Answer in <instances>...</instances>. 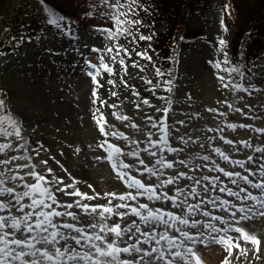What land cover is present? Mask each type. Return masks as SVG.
<instances>
[{
  "label": "rangeland",
  "instance_id": "374dc122",
  "mask_svg": "<svg viewBox=\"0 0 264 264\" xmlns=\"http://www.w3.org/2000/svg\"><path fill=\"white\" fill-rule=\"evenodd\" d=\"M18 1L9 0L6 9H14ZM31 1L37 5L40 2V0ZM52 1L62 7L61 10H56L57 14H64L68 19L71 18L69 13L75 14L74 21L71 19V25L65 23L67 28L62 24L61 29L58 30L55 26H48L45 23L43 28L46 32L40 35L37 41L27 37L29 31L25 28L23 33H16L11 38L1 35L4 41L0 43V88L5 93L4 102L9 110L6 113L17 120L21 136L18 139L15 137L0 139V143L11 140L13 144V150L0 154V159H8L11 156L25 157L13 161L7 167L12 168L14 172L18 171L28 184L35 183V177L25 174L33 170L32 165H35L34 170L45 175L49 180L52 175H56L62 178L65 184L74 183L75 188L89 196L100 194L97 199L84 200L82 203L105 205L108 203L105 193L120 194L129 191L107 160L108 153L99 145L104 140H108L124 152L129 151L132 145L118 137L102 135L94 119V113L97 117L103 113L106 120L105 131L123 133L129 140L139 141L138 148L142 149L146 146L147 133H152L153 140L159 139L160 136L159 126L152 128L147 117L152 116L154 121L159 122L165 115L163 109L168 108L166 123L171 133L168 146L176 148L177 151L169 152L165 148L163 152L156 150V157L144 152H141L140 157L148 167H152L161 156L174 162L172 169L163 170L165 176L161 179L175 175L179 171H186L189 176L194 177L221 175V179L227 183V177L216 171H209L205 167L195 168L196 164H211V161H215L226 170L247 174L239 166H233L221 159L213 150L215 148H219L232 160L247 161L249 156H253V162L245 164V168L252 171H256L259 163H264V160L256 159L261 154L254 152L256 147H264V132L256 131L264 129V59L251 70L241 67L238 72L230 70L226 63V52L232 46L235 33L243 23L240 15L244 11L248 15L255 8V10L263 9L261 14L264 16V0H206L196 4L194 10L188 11V8H185L187 15L184 25L190 27L191 31L199 30V32L198 34L192 32L195 37L190 42L181 41L180 32L184 25L179 24L180 28L170 34V40L174 45L172 48L174 57L166 68L165 76L156 75V69L161 71L160 66L164 67V63L159 60L154 45L158 33L168 32L167 19L162 21L158 19L159 17L147 19L143 13L138 12L132 17L142 21V24L135 26L139 29V33L135 32V28L133 29L137 42L129 43L131 37L127 39L120 37L118 41H112L105 33L99 31L101 28H113V21L106 15H101L107 9L99 0ZM225 5L228 6L227 11ZM3 9L4 6L0 10ZM140 34L151 36V40H139ZM221 40L224 41L223 45L220 44ZM114 42L128 48L132 53L130 59L125 56L128 74L124 75L118 64L112 65L117 75L110 76L102 72L97 79L103 87L97 90L99 99L93 103L92 93L96 85L88 72L94 69H91L86 61L99 66V57L104 56L105 62L110 63V55L103 50L112 46ZM93 49L101 51H93ZM143 51H147L151 61L136 56V52ZM112 54L114 55L115 52ZM133 61H138L144 70L140 71L139 68L132 67ZM217 64L220 66L217 67ZM122 75L128 87L121 83ZM220 77L224 79L221 80ZM109 79L116 80L115 88L106 82ZM147 80H151L152 84H147ZM111 91H116L117 96H111ZM133 93H139V96ZM142 99H147L149 104H143ZM101 100L106 102L103 106ZM98 108L99 112L96 111ZM113 113L116 116H127L129 119H117ZM3 114L0 112V115ZM181 121L183 123H180ZM132 124L138 125V128L131 127ZM228 124L237 127L233 130L227 127ZM242 124L251 127H239ZM217 128H222L223 131H215ZM221 136L224 139H221ZM179 137H183L187 143L182 142ZM213 137L214 139H209ZM225 140H231L233 143L226 144ZM242 141H248L252 147H245ZM17 144L24 145V148L15 150ZM161 147L165 146L161 145ZM205 155L210 157V161L201 159ZM123 159L125 163H134V158L131 156ZM180 160L186 161L188 167L180 164ZM43 161H47V164L42 163ZM25 164L28 165L27 168L22 167ZM17 165L21 167L17 168ZM136 167L142 166L137 163ZM48 168H52L53 173H48ZM0 171H5L4 165H0ZM9 174L12 173H6ZM131 174L145 183L155 182L157 179L148 173L134 170ZM250 179L255 180L257 177ZM179 183L180 186H184L191 185L192 182L182 178ZM17 185H21V182H9L8 186L16 187L18 192L23 191L22 186ZM89 185L92 187L89 188ZM229 186L235 188L233 185ZM242 186L247 187L243 184ZM197 188L199 190V186ZM248 190L256 196L260 195L257 189L249 187ZM57 195L64 203L79 199V197L65 196L63 193ZM220 195L235 201L234 197H227L225 193ZM115 203L120 201L113 200V204ZM129 203H147L150 207H162L161 202H152L146 197H139L137 201H129ZM235 203L239 205L240 201ZM246 203L253 204L252 201ZM163 206L168 207L167 204ZM58 210L64 209L58 208ZM211 210L215 215H223L233 228H241L247 234L256 236L260 242L259 250L257 251L255 244L240 239V233L230 229L227 235L234 241L238 240L240 248H233L232 255L228 256L224 246L211 242L205 233L202 243L197 238V243L190 245L201 264H223L226 257L230 264H264V215L255 214L264 209H255L248 213L250 219L241 220L239 223H236V220L242 215L241 213H237L236 218H232L229 213L217 209ZM70 211H76L81 217L79 226H84L86 222L96 223L99 219L95 214L87 215L78 208ZM67 219L73 222L71 218ZM125 219L129 223L135 219L140 227L144 228L138 217L129 216ZM197 219L204 218L197 215ZM113 221L123 226L119 217L113 216L107 222L111 224ZM214 223L219 228L228 226L219 221ZM192 233L195 234V230H192ZM212 235L215 236L217 233ZM125 239L127 240V237ZM134 240L135 237L127 240V243H133ZM143 247L150 248L149 245ZM122 258L132 259L128 255ZM190 264H195V260H191Z\"/></svg>",
  "mask_w": 264,
  "mask_h": 264
},
{
  "label": "snow or ice",
  "instance_id": "6c2138e0",
  "mask_svg": "<svg viewBox=\"0 0 264 264\" xmlns=\"http://www.w3.org/2000/svg\"><path fill=\"white\" fill-rule=\"evenodd\" d=\"M99 2L107 9L101 15H106L113 21V28H101L99 31L105 33L107 38L112 41H118L120 37H125V39L131 37L129 43H136L137 37L133 29L136 25L142 24V21L132 19V17L137 15L138 8L142 7L139 0H114V2L113 0H99ZM40 3L44 4L45 0H40ZM227 7L225 5V11H227ZM43 10L48 13L47 22L49 24L58 30L61 29L62 24L67 28L63 16L58 15L56 11L48 7ZM221 23L223 24V21ZM225 30L227 29L225 28ZM68 31L70 32L71 29L69 28ZM135 32L139 33V29L135 28ZM139 40H151V36L140 34ZM220 44L223 45L224 41L221 40ZM93 51L101 50L93 49ZM103 51L110 55V63L105 62L104 56L99 57V66L92 64L91 61H86L88 66L94 69V71L88 72L96 85L92 93L93 103L99 99L97 90L103 87L97 77L101 76L102 72H106L110 76L117 75L112 66L116 64L120 65V71L127 75L128 65L125 62V56L130 59L132 55L128 48L118 42H114L112 46L106 47ZM113 52H115L114 55ZM135 54L141 59L151 61V56L148 55L147 51L136 52ZM131 66L139 68L140 71L144 70L138 61H133ZM216 66L219 67L220 65L217 64ZM156 75L162 76L163 73L157 68ZM220 79L223 80L224 78L220 77ZM120 81L125 87H128L123 75L120 76ZM106 82L113 88L116 87L115 79H109ZM146 83L152 84V81L147 80ZM133 95L139 96V93H133ZM111 96H117V92L111 91ZM141 102L149 104L147 99H142ZM104 103L106 102L101 100L102 106ZM110 107H115V105H110ZM4 108L5 102L0 99V112H3ZM137 108H139V104H137ZM96 111L99 112L100 109L98 108ZM163 111L165 115L161 117L159 122L154 121L152 116L147 117L152 128L159 126L160 136L159 139L153 140L151 139L152 133H147L146 146L142 149L138 148L139 141L129 140L123 133L105 131L106 120L103 113L98 117L94 113V119L102 135L118 137L132 145L127 152L111 144L108 140H104L99 145L108 153L107 160L129 189V191L120 194L105 193L104 196L108 198V203L105 205L82 203L84 200H95L100 194L96 193L94 196H89L75 188L74 183L65 184L63 179L56 175H52L49 180L48 177L34 170L35 165H32L33 170L25 174L35 177V183L28 184L25 177L21 176L18 171L14 172L12 168L7 167L17 159H25L23 156L0 159V165L5 166V171H0V264H190L193 259L195 264H201L199 257L190 245L197 243V238L202 243L205 233H207L211 242L223 245L228 256H231L232 249L240 248V243L227 235L230 229L240 233V239L255 244L258 251L260 242L256 236L247 234L241 228H233L223 215H215L211 209L229 213L232 218H236L237 213H241L242 215L236 220V223L250 219L248 213L255 209H264V163H259L256 171H252L245 168V164L252 163L253 156H249L247 161L232 160L219 148H215L213 150L221 159L233 166H239L247 174L226 170L216 164L215 161H211V164H196L195 168L205 167L209 171H216L227 177V183L221 179V175L194 177L189 176L186 171H179L175 175L161 179L165 176L163 170L172 169L174 162L161 156L152 167H148L140 157L141 152L156 157V150L163 152L165 148L169 152L177 151L176 148L168 146L171 135L166 123L169 109L165 108ZM210 111L214 110L210 109ZM113 115L116 116L115 113ZM116 118L120 120L129 119L122 115L116 116ZM131 127L138 128V125L132 124ZM227 127L235 130L237 125L228 124ZM239 127L251 126L242 124ZM209 131H213V129H209ZM215 131L222 132L223 129L217 128ZM256 131L264 132V129H257ZM20 136L21 130L17 120L9 114L0 115V139L11 137L18 139ZM220 138L224 139L223 136ZM179 139L187 143L183 137H179ZM209 139H214V137ZM224 142L226 144L233 143L231 140ZM241 143L245 147H252L248 141ZM161 145L165 147L162 148ZM21 148H24V145L17 144L15 150ZM9 150H13L11 140L0 143V154H6ZM236 150L238 151V149ZM254 152L261 154L256 158L257 160H264V147H256ZM129 156L134 158L133 164L124 162L123 158ZM99 158L97 157V159ZM201 159L206 162L210 161V157L207 155ZM42 163L47 164V161ZM137 163L142 167H136ZM179 163L188 167L186 161L180 160ZM16 167L20 168L21 166L17 165ZM22 167L27 168L28 165L25 164ZM133 170L148 173L157 179L155 182L145 183L131 174ZM47 171L53 173L52 168H48ZM6 173L12 174L6 175ZM250 177H257V179L253 180ZM182 178L191 181V185L180 186L179 182ZM17 181L21 182V185L17 186H22L23 191L18 192L16 187L8 186L9 182ZM242 184L247 187L242 186ZM229 185H233L235 188ZM197 186H199V190ZM91 187L89 185V188ZM249 187L259 190L260 195H254L248 190ZM69 189L73 190L69 191ZM58 193L79 197V199L71 203H64L58 198ZM221 193H225L227 197H234L235 201H240V204L237 205L232 199L223 198ZM139 197H146L152 202H161L162 207H150L147 203H129V201H137ZM113 200L120 201V203L113 204ZM248 201H252L253 204L247 205L246 202ZM164 204H167L168 207L165 208ZM58 208L64 210L60 211ZM74 208L83 210L87 215L95 214L99 219L96 223L86 222L84 226H79L81 217L76 211H70ZM122 209L123 211H121ZM255 214L264 215V211H257ZM197 215L204 219H197ZM113 216L119 217L123 226L116 221L109 224L107 221ZM129 216L138 217L144 228L142 229L135 219L131 223L127 222L125 218ZM67 218H71L73 222H69ZM215 221L228 226L219 228L214 223ZM192 230H195V234L192 233ZM213 233H217V235L213 236ZM125 237L127 240H132L135 237V240L133 243H127ZM121 244L125 246L121 247ZM144 245H149L150 248H145ZM124 255L131 256L132 259L122 258ZM223 264H230L227 257Z\"/></svg>",
  "mask_w": 264,
  "mask_h": 264
},
{
  "label": "trees",
  "instance_id": "16d2710c",
  "mask_svg": "<svg viewBox=\"0 0 264 264\" xmlns=\"http://www.w3.org/2000/svg\"><path fill=\"white\" fill-rule=\"evenodd\" d=\"M114 2V0H113ZM206 2V0H139L141 8H138V12L143 13L145 18L159 20L167 19L168 32L158 33L156 35V43L154 49L158 52L159 60L164 63V67L160 66L163 75L167 74V66L170 61L173 60L172 48L174 47L170 40V34L175 32L180 24L184 25L186 20V10H194L195 5L198 3ZM9 0H0V9L4 6L3 10H0V43L4 40L1 35H5L7 38H11L16 33L24 32V28L29 31L28 38L36 41L38 36L44 32L43 25L47 23L48 13L42 9V7H48L52 10H61L57 4L52 0H45L44 4L39 2V5L35 4L31 0H19L14 9L7 10L6 6ZM184 9V10H183ZM257 11V12H256ZM263 9L255 10L250 14L244 11L240 15L242 25L239 27V31L235 33L233 38V45L229 48L226 57L227 63L231 69L238 71L240 66L244 64L245 68L250 70L255 65L264 59V16L261 14ZM185 12V13H184ZM42 15H46L42 18ZM70 19L65 15V22L71 25V19L75 14L69 13ZM248 26V29H247ZM43 28V29H42ZM199 32L191 31L190 27L184 25L180 32L182 42H190L194 33ZM198 34V33H197ZM244 44V56L241 57V48ZM0 99L5 101V93L0 88ZM8 109L5 104L3 110L4 114L8 113ZM7 112V113H6ZM10 115V114H9Z\"/></svg>",
  "mask_w": 264,
  "mask_h": 264
}]
</instances>
